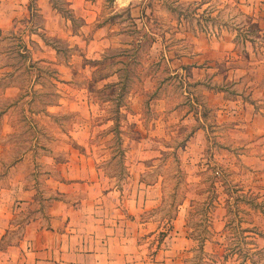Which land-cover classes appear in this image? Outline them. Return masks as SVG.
Returning <instances> with one entry per match:
<instances>
[{
  "label": "rangeland",
  "instance_id": "obj_1",
  "mask_svg": "<svg viewBox=\"0 0 264 264\" xmlns=\"http://www.w3.org/2000/svg\"><path fill=\"white\" fill-rule=\"evenodd\" d=\"M132 1L138 16L102 0L118 27L103 40L67 0H52L57 20L41 0L15 1L0 26L4 170L18 161L41 214L82 123L108 175L125 174L123 142L137 140L153 155L147 179L162 176L161 215L189 207L193 264H264V0Z\"/></svg>",
  "mask_w": 264,
  "mask_h": 264
},
{
  "label": "crops",
  "instance_id": "obj_2",
  "mask_svg": "<svg viewBox=\"0 0 264 264\" xmlns=\"http://www.w3.org/2000/svg\"><path fill=\"white\" fill-rule=\"evenodd\" d=\"M15 1L6 5L0 0L1 27L17 14ZM67 1L75 14L81 10L85 22L97 23L96 38L103 40L102 33L118 28L103 17L102 0ZM111 1L115 10L131 6L130 15H139L132 0ZM41 4L53 7L51 14L59 18L52 0ZM137 124L141 128V122ZM5 125L8 130L10 125L6 121ZM85 125H77L76 143L57 169L47 173V188L54 195L41 214L34 210L37 185L22 181L18 161L4 170L1 159L6 149L0 142V264H193L195 239L185 227L189 207L179 202L172 217L161 215L162 176L156 172L155 179H147L153 155L135 148L139 141L125 138V174L108 175L96 164L97 158L83 149L88 141ZM21 216L27 220L16 233Z\"/></svg>",
  "mask_w": 264,
  "mask_h": 264
},
{
  "label": "trees",
  "instance_id": "obj_3",
  "mask_svg": "<svg viewBox=\"0 0 264 264\" xmlns=\"http://www.w3.org/2000/svg\"><path fill=\"white\" fill-rule=\"evenodd\" d=\"M25 47V46H24ZM23 50H24V52H22L21 53V56H24V57H26L27 56V54L25 53L26 52V50H27V48L25 47V48H23ZM31 65V64H30Z\"/></svg>",
  "mask_w": 264,
  "mask_h": 264
}]
</instances>
